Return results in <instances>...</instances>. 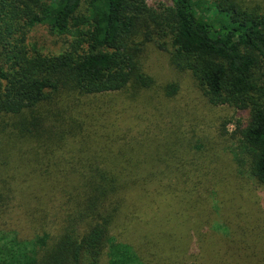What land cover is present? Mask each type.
Returning a JSON list of instances; mask_svg holds the SVG:
<instances>
[{"label": "trees", "instance_id": "trees-1", "mask_svg": "<svg viewBox=\"0 0 264 264\" xmlns=\"http://www.w3.org/2000/svg\"><path fill=\"white\" fill-rule=\"evenodd\" d=\"M38 25L60 50L28 42ZM153 52L190 75L196 113L173 105L168 116L179 85H157L145 70ZM128 109L148 114L135 132L113 116ZM262 186L264 0H0V217L18 221V234L0 233V264H205L218 241L213 229L202 241L203 229L223 193L230 214L248 194L255 221L240 232L246 246L220 233L228 250L217 254L264 264ZM169 199L185 230L136 235L135 248L116 238Z\"/></svg>", "mask_w": 264, "mask_h": 264}, {"label": "rangeland", "instance_id": "rangeland-1", "mask_svg": "<svg viewBox=\"0 0 264 264\" xmlns=\"http://www.w3.org/2000/svg\"><path fill=\"white\" fill-rule=\"evenodd\" d=\"M169 1L170 0H147L148 4L152 6H157L161 3H168ZM28 42L32 44H36L37 47L44 52L47 51L56 52L60 50L62 47V40H60V38L51 35L47 27L43 25L36 26L29 33ZM145 70L148 73L155 76L157 80L156 81L157 85H162L166 82H176L179 85V91L176 94V96L173 99L166 101L167 103L166 109L168 116L172 113L173 105L183 107L185 110H189L190 114L192 113V111L196 113L195 109L198 108L200 102L198 99L197 91L193 88V83L188 73H179L178 71L174 70V68H172L169 65L166 55L164 53H158V52H153L149 54V56L145 61ZM166 109L163 110V112H165ZM207 111H210V116H212L213 114H215L216 116L225 115V114L229 115L230 117L236 116V112L231 108L208 107ZM120 115L121 113H118V115H113V116H118V124L120 125L119 127L122 128L124 127V125H129L131 132H135L138 129L139 125L142 126V123L144 124L146 122L144 118L146 117L148 118V114H144L140 111H135L131 109H128L126 113L122 114L123 120L120 119ZM216 123L218 124V121ZM233 128H234L233 125L231 124L228 125L229 131L232 130ZM211 131L215 134V127L212 128ZM22 182L25 183V181ZM236 193L239 195L240 191L237 190ZM254 194L258 206V210L254 214V217L259 218L257 219V221H259L261 227L259 228L258 232L263 233L262 235L264 236V186L255 187ZM247 195L248 194L244 193L242 194V196H240L241 200H236L234 204V208H237L236 212H233L231 214L230 212L227 213L224 212V200L230 198L232 195L228 196L226 195V193H223L221 194L219 200L218 198L214 197L215 198L214 203L216 206L213 209L214 212L209 214V216L207 217V221H206L207 225L203 229V232L205 231V234L203 236L202 241H204L209 237L210 235L209 230L213 229L215 230L216 233L215 238L218 241L217 242L218 246L217 245L213 246L214 254L211 256V258L209 256L205 258V262H206L205 264H228L227 257L224 256L222 257L217 254V252H223L225 250H228L227 247L228 245L224 244L225 240H220L221 239L220 233L221 236L223 235L224 237L230 236L233 241L232 243L236 242L237 246H243L245 244V243L243 244V239L244 241L245 239L249 240L250 237L244 238L241 237L240 235V232L245 226L246 221L247 222L255 221V220L254 221L249 220L248 217L245 215V212L247 211V203H246ZM176 208L178 207L173 201H171V199H169L166 203L163 201L161 202V204L156 203L152 207L149 206L144 207L142 209L143 211H140L137 216L135 215V217H133L132 221L129 222L126 229L124 230L120 229V235H117L116 238L122 242H127L128 244L132 245L135 248L136 245H138L139 243L138 238L134 239V237H137L136 235L148 234L147 235L148 239L156 240V237L162 234L161 231H164L166 229L167 230L171 229L174 225H176L179 222L181 224V227L179 228L181 229H177L176 232L180 233L186 228L183 219L184 211L182 209L179 210ZM17 222L18 221L15 217H10L7 214L3 215L2 217H0V233L7 236H11L15 234ZM225 227L227 228V230L224 229ZM245 231L247 232V230ZM240 237L243 239H240ZM184 241L186 242V236H184ZM220 242H222L223 244H220ZM260 242L261 244L258 246V249L260 251H258V253L261 252L260 254L263 255L264 238H260ZM235 246L236 245H233L232 248L234 250H237L238 247L236 246L237 247L236 248ZM217 248L218 250L216 252ZM251 248L252 246L249 247V249ZM227 252L231 253L234 251L229 250ZM165 254L168 255L169 252H166ZM164 256L165 255L161 256L160 258L158 257V259L164 260L165 259ZM156 258L157 257H151L150 261L153 264H159Z\"/></svg>", "mask_w": 264, "mask_h": 264}]
</instances>
